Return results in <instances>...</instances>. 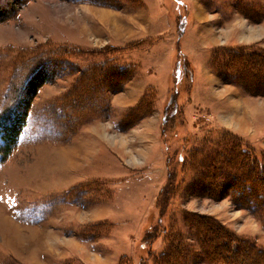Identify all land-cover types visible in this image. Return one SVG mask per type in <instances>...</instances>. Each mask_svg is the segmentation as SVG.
Listing matches in <instances>:
<instances>
[{
	"label": "rangeland",
	"instance_id": "1",
	"mask_svg": "<svg viewBox=\"0 0 264 264\" xmlns=\"http://www.w3.org/2000/svg\"><path fill=\"white\" fill-rule=\"evenodd\" d=\"M14 6L0 22V107L17 69L50 54L63 61L37 87L0 159V264H139L173 239L183 264L223 261L204 259L190 215L214 218L264 255L263 212L236 202L252 195L261 205L260 197L242 185L223 195L216 185L233 165L226 140L264 156V0ZM97 65L126 72H85ZM92 107L74 126L77 112ZM151 230L158 237L148 242ZM213 240L208 234L207 253ZM219 250L264 263L251 249Z\"/></svg>",
	"mask_w": 264,
	"mask_h": 264
},
{
	"label": "trees",
	"instance_id": "2",
	"mask_svg": "<svg viewBox=\"0 0 264 264\" xmlns=\"http://www.w3.org/2000/svg\"><path fill=\"white\" fill-rule=\"evenodd\" d=\"M27 0H2L0 1V22L13 17L16 12L15 4L22 6ZM50 54L49 56H45L46 58H40L39 62L32 64L25 71L24 69H17L15 73L11 77V81L7 87V90L4 95L3 105L0 107V138L2 143H0V159L4 160L8 155L12 148V143L14 142V137L17 133V124L21 121V119L26 115V111L29 108L31 99L36 94L37 87L39 84L43 82L50 81L56 73L58 67H60L63 59H58L59 63L52 59ZM50 57V58H49ZM51 63L54 64L52 67H48L47 65ZM87 67L85 72L91 71L92 73L99 72V67H103V71L106 69L107 71H112L111 69H115L116 75L125 74L126 67L120 68L117 67H106V65L101 66L97 65L96 68ZM90 68V69H89ZM89 69V70H88ZM105 70V71H106ZM83 76V73H82ZM89 81L94 85L95 76L92 74L89 76ZM89 87V85H88ZM21 92V93H20ZM20 93V94H19ZM78 92L77 94L79 95ZM17 95V96H16ZM12 100V102H11ZM67 99L64 102H60L58 109L61 111V114L65 113V104H67ZM61 104V105H60ZM100 104L99 106H101ZM97 107H92L89 109H81L77 112L75 117L74 126L78 125L82 122V120L87 116L91 115V112H94ZM64 109V110H61ZM169 114H174L173 110L169 111ZM62 117V116H61ZM63 123V122H62ZM67 128V127H66ZM225 146L223 149L227 150L225 153L233 154L232 166H228L225 164V168L220 173V180L216 183L221 189V193L226 194L227 190L233 189L235 186H244L245 190H248L249 193L256 194L260 197L261 205L257 202L258 199L253 197L252 195L248 197V199H244L239 194V199L236 202H239L240 205L251 206L252 209H257L259 212H263L261 216L264 219V193L262 186L256 185L257 181L264 183V156L261 159L255 157L251 151H248V148L242 147L236 140H226ZM215 152V151H212ZM211 152V153H212ZM206 153V152H205ZM210 157V156H208ZM207 157V158H208ZM224 155L221 157L223 159ZM212 160V157H211ZM218 162V160L216 161ZM215 162V163H216ZM225 178V179H224ZM212 179V178H211ZM214 179V178H213ZM213 179L211 181H213ZM172 178H170L164 188V192H161L157 201L158 213L163 214L166 210V206L168 203V194L169 188H172L173 182ZM256 181V182H255ZM185 218V223L187 226H190L197 235V241L205 255V260H223L219 261L218 264H248L245 261L239 260V258H232L231 260H227L225 252L220 251V247L230 248L233 247L234 250L239 252H245L246 249H251L257 254V256L262 260H264L263 252L260 250H256L252 244H248L244 240L235 237L233 234L228 232L226 228H224L217 220L212 217L204 218L203 220H199L193 217V215ZM203 227V231L200 232V228ZM148 242L154 241L156 237H158V233L153 230L146 232ZM208 234L214 235V240L212 242V253H207L206 243H210L208 240ZM183 246L179 242H175V240H171L167 243L166 248L161 251L156 256L151 258L150 255L148 257L140 259L139 264H146V260L154 261V264H183L179 261V255L183 251ZM206 248V249H205ZM217 250V251H215ZM215 253V254H214ZM211 255V256H210ZM213 256L212 259L210 257ZM262 256V257H261ZM227 260V261H226ZM213 263V261H211ZM215 262V261H214ZM264 264V263H263Z\"/></svg>",
	"mask_w": 264,
	"mask_h": 264
},
{
	"label": "bare ground",
	"instance_id": "3",
	"mask_svg": "<svg viewBox=\"0 0 264 264\" xmlns=\"http://www.w3.org/2000/svg\"><path fill=\"white\" fill-rule=\"evenodd\" d=\"M3 216V215H2ZM1 219V218H0Z\"/></svg>",
	"mask_w": 264,
	"mask_h": 264
}]
</instances>
